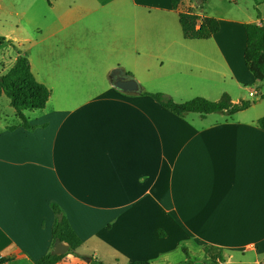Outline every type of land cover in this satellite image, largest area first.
<instances>
[{
    "label": "crops",
    "instance_id": "0c3cea01",
    "mask_svg": "<svg viewBox=\"0 0 264 264\" xmlns=\"http://www.w3.org/2000/svg\"><path fill=\"white\" fill-rule=\"evenodd\" d=\"M257 1L255 19L212 17L194 0L178 10L170 0L48 4L30 45L45 48V61L35 55L38 73L23 56L52 95L44 109L24 112L32 129L15 110L0 122L6 264H34L53 250L52 203L83 241L58 264H188L195 254L205 264V246L222 248L225 264H264V81L247 68L244 31L264 25ZM117 11L122 20L107 27ZM180 12L216 18L221 29L185 39ZM117 73L142 93L114 88ZM144 92L179 104L262 100L232 116L181 117Z\"/></svg>",
    "mask_w": 264,
    "mask_h": 264
},
{
    "label": "trees",
    "instance_id": "16d2710c",
    "mask_svg": "<svg viewBox=\"0 0 264 264\" xmlns=\"http://www.w3.org/2000/svg\"><path fill=\"white\" fill-rule=\"evenodd\" d=\"M170 1L173 9L178 10L182 0ZM257 15L259 18V11ZM179 19L185 39L206 40L221 29L219 21L212 17L202 19L192 13L180 12ZM244 31L246 35L245 61L247 68L252 73L255 81H264V25L248 23L244 25ZM4 40L5 38L0 36V42ZM3 94L10 99V105L16 111V116L21 120L20 126L25 129H32L33 126L29 124L24 112L44 109L52 95V91L36 79L29 59L19 54L12 67L0 76V98ZM143 95L150 96L159 105L181 117L190 113H198L202 117L212 113L232 116L250 106L248 102H245L241 106L231 107L225 101H211L203 97H197L186 103L179 104L164 93L144 92ZM258 124L264 130V116L258 120ZM8 129L13 130V127ZM51 207L55 215L52 227L53 248L56 242L60 241L69 246V253H75L81 247L83 241L72 229L64 211L56 203H52ZM52 251L35 261L34 264H58L67 255H54ZM184 251L188 255L187 250ZM204 253L210 264L226 263L222 248L205 246ZM10 261L8 258H0V264H6ZM93 264L105 263L93 260ZM129 264L150 263L147 261H135Z\"/></svg>",
    "mask_w": 264,
    "mask_h": 264
},
{
    "label": "rangeland",
    "instance_id": "374dc122",
    "mask_svg": "<svg viewBox=\"0 0 264 264\" xmlns=\"http://www.w3.org/2000/svg\"><path fill=\"white\" fill-rule=\"evenodd\" d=\"M198 5H201V12L207 13L212 17H240L243 19H255L258 13L257 0H194ZM57 0H0V36L5 40L0 42V76L5 74L14 64L15 59L19 54L28 55L29 59H33L34 71L38 73L39 64L36 63L35 55L42 51L41 58L45 61V48L40 47L30 50L31 41L35 40L40 35L37 30L38 27H43L46 24L48 16L46 15V8L48 4L55 3ZM110 23H107V27L114 26L117 20H122L119 11L116 14H112ZM113 19H116L113 20ZM100 24L97 27L92 26V31L100 29ZM105 32H110L109 29H104ZM98 32H92L91 34H97ZM27 57V56H26ZM44 63V62H43ZM44 65V64H43ZM38 77H43L42 74H38ZM107 86V84H103ZM97 90V89H96ZM87 92H90L88 90ZM248 103H258L262 100L257 96L254 99L248 98ZM0 108L2 110L3 117H11L14 108L10 105V99L3 94L0 98ZM216 252V251H214ZM72 254V253H69ZM197 254L193 255L191 261L188 264H202L197 259ZM183 259V256H182ZM199 261V262H198ZM205 264H210L205 259Z\"/></svg>",
    "mask_w": 264,
    "mask_h": 264
},
{
    "label": "water",
    "instance_id": "95a60500",
    "mask_svg": "<svg viewBox=\"0 0 264 264\" xmlns=\"http://www.w3.org/2000/svg\"><path fill=\"white\" fill-rule=\"evenodd\" d=\"M118 74V73H117ZM113 87L120 92L127 94H139L142 93V88L139 82L135 78L131 77H119L115 83H112ZM69 251V246L65 243L57 241L52 253L54 255H65Z\"/></svg>",
    "mask_w": 264,
    "mask_h": 264
},
{
    "label": "flooded vegetation",
    "instance_id": "af4514ba",
    "mask_svg": "<svg viewBox=\"0 0 264 264\" xmlns=\"http://www.w3.org/2000/svg\"><path fill=\"white\" fill-rule=\"evenodd\" d=\"M123 76H125V77H129V76L125 75V74H120V73H118V74H116L115 76H113L112 83H115V82L118 80L119 77H123Z\"/></svg>",
    "mask_w": 264,
    "mask_h": 264
},
{
    "label": "built area",
    "instance_id": "2783aa9c",
    "mask_svg": "<svg viewBox=\"0 0 264 264\" xmlns=\"http://www.w3.org/2000/svg\"><path fill=\"white\" fill-rule=\"evenodd\" d=\"M251 95H252V96H254V95H255V93H251Z\"/></svg>",
    "mask_w": 264,
    "mask_h": 264
}]
</instances>
